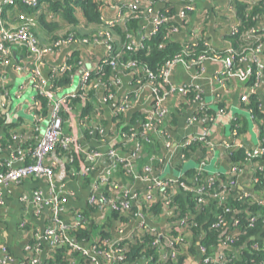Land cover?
I'll list each match as a JSON object with an SVG mask.
<instances>
[{"label": "trees", "instance_id": "1", "mask_svg": "<svg viewBox=\"0 0 264 264\" xmlns=\"http://www.w3.org/2000/svg\"><path fill=\"white\" fill-rule=\"evenodd\" d=\"M15 2L14 8L20 13L25 15L38 13L37 20L48 30L54 31L60 25L56 22H47L44 11L59 16L68 27L67 34L54 35L51 38L54 41L69 34L89 41H93L94 38L101 39L105 37L104 23L100 17L104 3L100 0H42L34 6L26 5L21 0ZM178 3L174 0H164L161 10H166L168 16H175ZM234 4L235 14L240 24L237 31L229 33L226 38L231 41V46L234 49L241 51L243 47L252 45L251 40L245 39L244 34L264 16V0H257L253 5L236 0ZM7 9L10 10V8ZM78 12H80L81 19L78 18ZM146 18L147 14L143 12L142 8H139L112 26L115 38H118L121 44L115 51V65L103 62L101 69L99 66L92 69L90 71L91 82H94L96 87L94 85L90 86L82 96L68 98L59 110V116L64 123L71 111L81 110V126H83V140L85 142L93 135L97 136V139L103 138L99 130H95L94 126H91L92 114L99 109V105L96 103V98L100 95L98 88L102 89L101 94L105 96L113 93L114 80L120 79L123 74L130 76V83L136 85L146 80L145 71L158 75L159 70L177 56L195 57L206 50L202 38L189 47L175 40V34L172 33L173 28H177L179 31L184 27V23L186 24V22H180L175 18L160 25L155 34L147 37L144 40L143 48L127 50L126 43L129 42L130 37L137 34L141 22ZM70 27L73 28L70 29ZM86 31L90 33H85ZM257 40L262 44V53H264V32L258 33ZM73 63L77 64L76 62ZM127 64L134 66H126ZM235 66L238 67L240 64L236 63ZM73 69L58 76H52L49 91L53 96H56L60 90L71 84ZM252 70L254 71V65H252ZM262 76L264 77V70ZM254 80L255 74L253 72L249 84H252ZM154 82L158 84L160 82L159 77ZM34 98L39 104L37 107L39 115L44 117L48 108L52 106V101L38 92L35 93ZM263 105V98L256 92L251 93L248 101L242 103V107L250 111L252 119L261 133L264 131ZM214 112L213 109L208 107L206 112L203 109H198L197 114L212 116ZM174 119V112L169 111L163 122H155L153 132H143L145 114L142 111L132 113L128 123L122 121L123 113H119L114 118V125L109 130V134L119 136L120 139L117 143L107 144L105 148L112 147L119 150V153L124 152L125 155L134 153L136 156L134 158L128 156V158L123 155L126 160L115 161L108 180L100 186L101 194L104 197H110L113 193L125 194L128 191L126 184L136 180L134 178L135 174L125 166V163L129 161L136 164V171L139 175L143 174V167L147 164L152 165L155 175H160L163 169L161 140H165L168 134L164 124H166V121L169 123L170 120L172 123ZM4 120L3 114H0V128L2 126L5 128L6 125L11 127H7V136H4L2 143L12 140L9 133L13 124H7ZM103 125V120L95 123L97 129L103 127ZM231 128H236L240 133L243 130V123L240 125L238 120H234ZM132 133H136L135 137L140 145L138 151H135L133 143L126 141ZM38 134L39 131L32 130L27 134V138L24 136L23 139L28 140L29 137V141L34 142ZM77 143L82 145L79 139ZM23 146H26L24 141L18 144L20 148ZM197 150L204 152L206 155L211 153L208 145L204 143H192L183 149V153L186 156L187 151L194 152ZM48 156L55 159L60 156L64 157L68 174H73V177H75L81 173L82 180L84 183L87 182L88 185L92 182L95 171H87L86 168L92 165H98L99 167L106 160L100 161L99 164L97 161L86 164V155L83 151L74 149L66 151L60 146L51 150ZM246 157L244 148L238 147L226 152V158L230 165L237 164L244 169L242 178L232 177L227 171L208 176L205 171L198 173L197 170L192 169L179 176V180L188 186L203 187L207 194L220 191V183L225 184L231 178L236 179V185L228 190L222 200L205 195L207 198L206 203L201 205L197 201L194 192L184 191L176 185L171 189H166L165 198L157 194L152 202L145 200L142 197L143 192L137 190L135 192L138 193L139 198L131 200L128 209H106L103 218L95 217L92 214L96 210V204L93 203H90L88 212L80 211L79 214L83 217L80 226L71 228L68 234L75 242L88 249L92 245H96L99 251L107 250L110 241L115 239L119 233L121 234L126 227L130 228L128 235H132L118 245L122 259L108 261L105 260L103 252L102 254L85 255L81 251L71 250L67 244H63L49 250L41 264H95L93 256L100 264H193V261H196V264H213L203 263L204 254L200 252V248H204L206 254H212L215 253V248L219 244L225 246L222 252L227 255V261L216 264H255L260 260H264V156L253 158V167H250L247 163ZM209 177H213L214 180L211 185L208 184ZM115 185L120 187L115 189L113 188ZM244 192L247 195H244ZM93 193L94 191L91 190L89 195L91 196ZM227 209L228 211H226ZM139 213L145 216L157 217V224L154 227L160 231V235H153L146 231L147 227H152L150 223L146 222L140 225L141 223L138 221ZM219 216L222 217L224 222L216 225ZM253 216L257 217L254 221H251L250 219ZM156 238L158 244H153ZM228 239L231 240V243L227 242ZM36 242L35 239L33 244ZM175 251L176 254L172 256Z\"/></svg>", "mask_w": 264, "mask_h": 264}, {"label": "crops", "instance_id": "2", "mask_svg": "<svg viewBox=\"0 0 264 264\" xmlns=\"http://www.w3.org/2000/svg\"><path fill=\"white\" fill-rule=\"evenodd\" d=\"M124 0H109L104 4L101 10V16L105 20L116 19L119 15L118 5ZM145 4H153L154 9H161L163 3L156 2L155 0H140ZM236 0H197L196 8L188 17L189 27H183L179 30L174 38L180 43H186L191 41L192 33H201L203 40L207 41L212 47L217 49H225L231 46V41L226 38L230 33V30L237 24V17L235 14V2ZM251 3H256L257 0H238ZM234 9V12L231 10ZM180 9V4L177 5V10ZM45 20L48 22L59 23V28L56 30H48L37 20L38 13H34L30 16L35 18V25L32 26L34 33L41 44L50 45L54 40L51 38L54 35H65L67 26L64 21L57 15L44 11ZM20 12L14 7H10L4 13L5 23L13 27L19 22ZM78 17H81L80 15ZM150 15L147 19L141 22V26L145 25L147 30L151 28ZM176 20L182 21L176 18ZM183 22V21H182ZM258 26H264V16L257 22ZM73 27H70L72 29ZM69 29V30H70ZM82 31V30H81ZM85 33H90L86 31ZM119 42V39L116 38ZM9 54L3 56L0 51V114H3L4 121L12 123L13 127L10 131L16 132L19 136L18 139H10L9 142H3L4 136H7V127L0 128V171L3 168L4 163L9 159L13 151L18 147L20 142L25 143L24 160L19 161L16 165H20L23 162H29L31 160L30 153L32 152V146L36 145L40 136L42 135L40 130L44 129L50 114L52 106H50L46 112V115L38 119V108L33 105V98L36 93V81L34 79L33 67L31 65L30 54L25 47L18 44H10ZM52 49V48H51ZM105 57V46L102 42H92L89 44L71 43L59 48H54L50 52L46 53L43 57L42 76L47 81L46 91L51 86L52 71L57 67L68 61L72 65V81L67 87L59 91L55 96L60 98L75 92L78 88L80 77L84 71L95 69L99 66ZM73 62H76L75 65ZM246 68V67H245ZM221 67L219 64L212 62H205L201 69L185 68L177 65L171 75L172 83L176 85L193 86L199 89L201 93L204 105L215 112L212 114L211 121L207 125H203L197 121H189L192 115H195L199 104L193 101L192 97L175 94L167 99L166 105L169 111L174 112L175 119L171 123L164 124L165 129L168 132L169 146L166 147L162 140V167L160 176L163 178H176L179 177L188 170H199L200 164L203 162V171L207 172L208 176L214 173L226 172L230 168V164L226 158V150L220 143L231 141L233 136L231 124L232 121L238 120L243 123V130L239 133L242 141L250 146L258 144L261 132L257 124L250 117L248 110L242 107L243 101L241 96L244 93L256 92L264 100V77L262 76L257 83V86L249 84L250 77L240 78L236 74H231L228 78L221 81L217 80L220 76L219 72ZM133 86L130 83V76L123 74L120 76V83L113 86V98L107 102L101 100V90L96 98V103L99 105V109L95 110L91 117V126H94L95 130H99L102 135V139H97V136L93 135L88 141L83 140V126H81V110L77 109L69 113V117L62 127L67 133L76 136L84 147V152L92 150L93 148L99 151L105 150L107 144H113L112 142H118L120 137L110 135L109 130L113 128L114 118L117 116L116 109L117 104L122 100L124 96H129V108L123 114V122L128 123L131 119V115L134 112H145L150 104V98L147 91L132 92ZM28 95V98H24ZM22 99L20 103L15 104L14 100ZM23 110L31 118L17 117V110ZM264 109V105H263ZM96 120V121H95ZM99 120L104 121L103 127L97 129L95 123ZM238 123V122H237ZM37 125L39 127V134L37 138L32 142L31 140H24L23 137L34 130L32 127ZM97 126V124H96ZM102 129V131H100ZM5 130V131H4ZM94 134L96 132L93 131ZM202 135L208 138L210 141L217 145L215 152L211 154H204L202 151H187V155L183 158V149L179 144L190 136ZM12 137V135H11ZM106 140V141H105ZM125 157L124 152H122ZM48 163L54 162L55 167V182L58 185L64 186V209L63 217L72 222L76 219L80 211L88 212L90 205V191L92 190V182L88 185L82 180L81 173L73 177V174H68L66 171V161L64 157L60 156L57 159L47 156L45 159ZM88 163V162H87ZM86 163V164H87ZM190 163V164H189ZM215 166L214 171L206 169L207 166L213 164ZM106 164H101L99 169L95 172L93 179L98 176ZM244 172L241 173V176ZM242 178V177H241ZM240 178V179H241ZM127 190L135 192L137 190L144 191L146 184L139 179L134 182H128L126 184ZM40 190L45 195L48 192V184L44 178L30 177L22 180L19 183L0 186V198L3 201V205L0 207V264H27L29 259L30 250L29 247L35 240V235L38 233L40 236L49 227L50 210L48 207L43 206L41 208L35 207L28 201H23L24 195H30L33 191ZM95 217L103 218L102 213L98 210L92 213ZM126 227L122 234L129 232ZM42 252L39 255L40 261L46 257L49 252V244L42 240ZM224 247L219 244L215 248V253L222 252ZM4 261V262H3ZM3 262V263H2ZM196 264V261L192 262ZM41 264V263H40Z\"/></svg>", "mask_w": 264, "mask_h": 264}, {"label": "built area", "instance_id": "3", "mask_svg": "<svg viewBox=\"0 0 264 264\" xmlns=\"http://www.w3.org/2000/svg\"><path fill=\"white\" fill-rule=\"evenodd\" d=\"M16 0H0V51L1 54L5 57L9 54L8 45L10 44H18L22 45L27 49L30 54L31 65L33 67L34 79L36 81V92L45 95L48 97L52 103V111L50 114V118L48 123L41 129V136L32 152L30 153L31 161L23 162L20 165H16L20 160H24V149L17 147L13 153L10 155L9 159L4 163L2 170L0 171V186H5L9 184L19 183L22 180L30 177L36 178H44L48 184V192L45 195L42 191L36 190L33 191L30 195H24L22 197L23 201H28L31 204L35 205V207L41 208L46 206L50 210L49 217V227L45 232L40 236L38 233L35 235L36 243L32 244L29 247L30 257L27 259V264H40L42 261L39 259V255L42 252V240H45L49 244V250L67 244L71 250L81 251L83 254H99L103 252L105 260L113 261L115 259H122L120 248L118 245L120 242L128 239L131 235L120 234L108 243L107 250L99 251L97 250L96 245H92L91 248H86L81 246L68 234L71 228H75L80 226V221L83 220L80 214L77 215L76 219L72 222L66 220L63 217V209L65 203V197L63 194L64 186L58 185L55 182V167L56 164L54 162L48 163L45 159L48 156V153L53 150L55 147L60 146L62 149L66 151H71L72 149L76 151H83L84 147L77 143L78 138L70 133L63 131V120L59 116V110L61 106L67 102L68 98L82 96L86 93V89L90 86H95L94 82H91V70L84 71L80 77L79 88L75 92H72L68 95L62 96L60 98H56L53 96L49 90L46 91L47 81L42 76V66H43V57L46 53L50 52L54 48H59L64 45H69L71 43L78 44H89L92 42H102L105 46V57L102 63H108L110 65H115L116 55L115 51L121 45L117 39L115 38V34L112 30V26L119 22L122 18L127 16L129 13H133L135 10L142 8L143 12L147 14V18L152 15L151 19V28L147 30L145 25H140L137 34L134 37L129 38V42L126 43L125 47L127 50H137L144 47V40L152 34H155L158 30L159 26L170 22L173 18L181 19L184 23V28L189 27L188 17L189 13H193L196 8L197 0H174L179 2L180 9L175 14V16H168L166 14V10L154 9L153 4H145L140 0H124L118 5L119 15L116 19L105 20L102 18L101 13L100 17L102 22L104 23L105 29V37L101 39L94 38L93 41H89L88 39H79L74 35H67L58 40L52 41L50 45L41 44L37 38V35L32 30V26L35 25V18L30 15H25L23 13L19 14V22L13 26H8L4 19L3 14L6 11V8L14 7L16 5ZM42 0H21L22 3L34 6L41 2ZM104 4L109 2V0H100ZM156 2L163 3L164 0H155ZM103 4V5H104ZM252 4V2L250 3ZM234 12V9L231 8ZM146 18V19H147ZM240 21L237 19V24L230 30V33L236 32L237 27L239 26ZM178 32L177 28H173V35ZM264 32V26H258L257 24L251 27L245 32V39L251 40L252 45L247 47H243L241 51H237L232 46H228L225 49H217L212 47L207 41L204 40L203 44L206 47V50L201 54L195 57L185 58L181 55L177 56L170 62H167L160 70L158 75H155L151 72L145 71L144 75L146 77L145 81L139 82L133 86L132 92H143L147 91V94L150 98V104L145 112V121H143V132L155 130V122H163L165 117L167 116L169 110L166 105V101L169 97L174 96L175 94L182 95L183 97L191 96L193 101L198 103L200 106L198 109H203L206 112L207 107L204 105L202 100L201 93L198 88L193 86L186 85H176L171 81V75L173 69L177 66H183L185 68H195L201 69L205 62H212L215 64H219L221 70L219 72L220 76L217 77L218 81H221L225 78H228L231 74H236L240 78H248L254 72L255 81L253 83L254 86H257L258 81L262 77V72L264 70V53H262L263 46L259 42H257L258 33ZM191 41L183 43L186 47H189L195 43L199 39H201V33H192ZM116 42V43H115ZM52 48V49H51ZM69 61V60H68ZM66 61L61 66L57 67L52 71V76H58L61 73L72 69V65ZM101 63V64H102ZM239 63L240 66L236 67L235 64ZM101 64L99 68L101 69ZM134 66L131 64H127L126 66ZM252 65H254V71L252 70ZM246 67V68H245ZM159 77L160 82L155 84V80ZM120 83V79L117 78L113 82V86ZM98 90L102 89L98 88ZM78 91V93H76ZM192 92V94H190ZM101 95V94H100ZM129 95V94H128ZM124 96L122 100L117 104L116 114L125 113L129 108V96ZM113 93L106 94L105 96L101 95V100L103 102H107L113 98ZM249 94L244 93L241 96V101H248ZM33 105L38 107V101L33 98ZM197 109V111H198ZM250 117L252 115L250 111H248ZM39 115V113H38ZM212 116L203 115L200 116L197 114L192 115L189 121H197L203 125H207L211 121ZM40 115L38 119L40 120ZM35 131H39V127L37 125L32 127ZM102 131V129L100 130ZM261 133L259 142L255 146H250L244 141H242L241 135L237 131L236 128L232 129L231 135L233 136L231 141L221 142L220 145L227 150H232L235 148H244L246 153V161L249 163L250 167L252 165V159L255 157L264 156V131ZM12 139H18V134L13 132ZM136 133H132L127 137V142L133 143L135 151H138L140 148L139 142L135 137ZM1 137V136H0ZM163 144L168 147L170 142L168 140V135L165 140H162ZM192 143H204L207 144L211 153L215 152L217 149V145L210 141L208 138H205L202 135L190 136L184 139L179 146L184 149ZM210 153V154H211ZM86 155V163L90 164L94 161H97L98 164L100 161L105 160L104 164H106L102 170V172L96 176L92 180V190L94 193L90 196V203L96 204V210L102 213V216H105L106 209L112 210H126L130 206V201L139 198L137 192L126 191L125 194H112L110 197H104L101 194V187L109 178L110 170L114 167L115 161H123L126 158L123 154L119 153V150L113 149L112 147L105 148L103 151H99L96 149L89 150L84 152ZM136 155L133 153L129 154V157L134 158ZM128 157V158H129ZM184 158L185 155L183 154ZM162 163V160H161ZM203 162L200 164L198 173L202 172L204 169ZM125 166L129 171H132L135 174L136 179L144 182L146 184L145 190L142 191V197L152 202L155 199V196H163L165 198L164 193L166 189H171L174 186H180L184 191H192L195 193V197L197 201L203 205L206 203L205 195L209 197L223 199L224 196L228 193V190L236 185V179H229L225 184L220 183V191L207 194L203 187H194L188 186L183 181L179 180V177L174 178H163L160 175L154 174V169L151 164L144 165L143 174L139 175L136 171V164L133 161H129L125 163ZM248 166V164H247ZM96 167V170H95ZM99 169L98 165L90 166L86 168L87 171L93 170L97 171ZM94 172V173H95ZM228 173L232 175V177H239L241 173L244 172L242 166L237 164L230 165V168L227 170ZM213 177H209L208 184H213ZM120 186H114L113 188L117 189ZM244 195H247L244 192ZM3 205V201L0 198V207ZM228 211V209L226 210ZM257 216L251 217V221H254ZM138 221L142 225L143 223H150L152 227H147L146 231L152 233L153 235H160V231L157 230L154 225L157 224V217L155 216H145L143 214H138ZM224 222L221 216L218 217V223L216 225ZM123 232V231H122ZM227 242L231 243V240L228 239ZM153 244H158V239H154ZM224 246V245H223ZM227 247V246H226ZM225 248V246H224ZM200 252L204 254L203 263H225L227 261V255L223 252L206 254V250L204 248H200ZM176 254V251L172 253V256ZM93 260L95 264H100L96 261L95 256H93ZM4 262V261H3ZM2 262V263H3ZM255 264H264V260H260Z\"/></svg>", "mask_w": 264, "mask_h": 264}, {"label": "rangeland", "instance_id": "4", "mask_svg": "<svg viewBox=\"0 0 264 264\" xmlns=\"http://www.w3.org/2000/svg\"><path fill=\"white\" fill-rule=\"evenodd\" d=\"M79 15H80V12H78V16ZM78 18L81 19V17H78ZM24 98H28V95H25ZM21 101H22V99H16L15 98L14 103L17 104V103H20ZM21 111H23V110L22 109L17 110V117H24V116L26 117L27 115ZM27 118H31V117L27 116ZM206 169H208L209 171H214L216 168H215L214 163H213V164H210L209 166H207Z\"/></svg>", "mask_w": 264, "mask_h": 264}, {"label": "water", "instance_id": "5", "mask_svg": "<svg viewBox=\"0 0 264 264\" xmlns=\"http://www.w3.org/2000/svg\"><path fill=\"white\" fill-rule=\"evenodd\" d=\"M75 241V240H74Z\"/></svg>", "mask_w": 264, "mask_h": 264}]
</instances>
